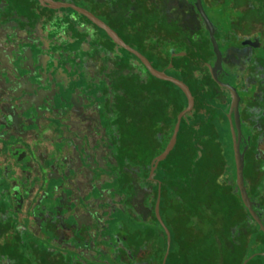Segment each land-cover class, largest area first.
<instances>
[{
	"label": "flooded vegetation",
	"instance_id": "flooded-vegetation-1",
	"mask_svg": "<svg viewBox=\"0 0 264 264\" xmlns=\"http://www.w3.org/2000/svg\"><path fill=\"white\" fill-rule=\"evenodd\" d=\"M0 88V264H264V0H0Z\"/></svg>",
	"mask_w": 264,
	"mask_h": 264
},
{
	"label": "crops",
	"instance_id": "crops-1",
	"mask_svg": "<svg viewBox=\"0 0 264 264\" xmlns=\"http://www.w3.org/2000/svg\"><path fill=\"white\" fill-rule=\"evenodd\" d=\"M1 95H2V91H1V88H0V124L1 123V119H2V110H1V105H2V99H1ZM6 158L8 160H11L12 159V155L11 153L9 152H4ZM2 154V153H1ZM12 161V160H11ZM47 162L49 164H55L57 162V159L53 158V156L51 157H48L47 158ZM67 163V162H66ZM69 163V162H68ZM74 163V162H73ZM76 163V162H75ZM18 166H20L19 162L16 163ZM72 175H70L71 177ZM50 177V175H49ZM61 179L64 181L66 178H68L69 176L66 175L65 173L62 175L61 174ZM73 178H74V175H73ZM82 180L78 183V191L80 193V200H81V203H80V207H81V212L84 213L86 210H91L92 213L95 214L96 217H98V215L100 216L99 213H97V211L100 212V209L103 208V204H102V199L105 198V193L102 194V196L100 197H97L98 199H100L99 201H97V205L95 206V209L93 207H91V195H92V188L89 187V185L86 183V179L81 176ZM19 181L24 185V186H28V185H31V184H28L24 178H19ZM51 183V181H49V184ZM36 188L38 189L39 186H36ZM102 213V211H101Z\"/></svg>",
	"mask_w": 264,
	"mask_h": 264
},
{
	"label": "water",
	"instance_id": "water-1",
	"mask_svg": "<svg viewBox=\"0 0 264 264\" xmlns=\"http://www.w3.org/2000/svg\"><path fill=\"white\" fill-rule=\"evenodd\" d=\"M22 68H24L22 65H21ZM158 75H161L159 73H157ZM222 85L232 89V90H235L231 85L225 83V82H222L220 81ZM170 148V147H169ZM232 163H233V169L235 171V178H237V184L239 185V192L241 194V197H242V200L243 202L249 206V208L251 209L253 215L255 217H257L259 219V216L256 214V212L253 210L248 198H247V195H246V190H245V183H244V155L241 153V151L239 150V148L236 147V152H235V156L232 160ZM158 207H159V202H158ZM159 212V211H158Z\"/></svg>",
	"mask_w": 264,
	"mask_h": 264
},
{
	"label": "trees",
	"instance_id": "trees-1",
	"mask_svg": "<svg viewBox=\"0 0 264 264\" xmlns=\"http://www.w3.org/2000/svg\"><path fill=\"white\" fill-rule=\"evenodd\" d=\"M209 179H210V184L212 185H219L218 182H217V177L216 176H209Z\"/></svg>",
	"mask_w": 264,
	"mask_h": 264
},
{
	"label": "rangeland",
	"instance_id": "rangeland-1",
	"mask_svg": "<svg viewBox=\"0 0 264 264\" xmlns=\"http://www.w3.org/2000/svg\"><path fill=\"white\" fill-rule=\"evenodd\" d=\"M132 216H134V214H133V212H132V211H130V212H129V214H128V215H126V217H129V218H131Z\"/></svg>",
	"mask_w": 264,
	"mask_h": 264
}]
</instances>
